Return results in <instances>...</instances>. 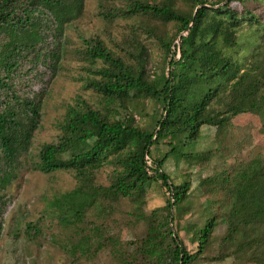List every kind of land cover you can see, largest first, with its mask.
<instances>
[{
	"label": "trees",
	"instance_id": "obj_1",
	"mask_svg": "<svg viewBox=\"0 0 264 264\" xmlns=\"http://www.w3.org/2000/svg\"><path fill=\"white\" fill-rule=\"evenodd\" d=\"M230 1L245 2L228 0L214 6L209 0H184L190 11L178 7L176 0H123L124 6L109 9L99 3L101 17L134 22L118 41V51L98 36L80 35L82 46L75 52L94 65L90 67L94 75L85 79V86L98 92L123 119L110 118L77 99L68 106L57 139L40 147L38 160H32L34 168L44 173L66 171L75 180L71 189L49 202L59 223L77 226L86 218L112 212L123 200L142 215L145 184L156 180L170 196L160 207L165 215L159 226L164 229L154 237L145 236V252L154 256L157 264H190L198 252L213 243L214 215L205 218L202 225L187 227L191 241L197 242L196 253H189L168 225L174 208L179 210L186 200L190 182L174 184L163 164L171 154L185 156L177 152L176 144L193 145L203 125L215 127L219 135L240 113H253L264 121V44L255 42L261 38V22L246 5L239 14ZM81 10L82 0H0V211L6 189L17 176V165L27 162L40 118V99L15 89L19 68L28 55L40 53L47 20L52 19L60 32ZM243 19L250 28L248 47L238 34ZM169 22L174 24L178 45L161 29ZM142 36L156 40L168 59L167 72L159 73L155 80L145 71ZM112 41L117 47L118 42ZM219 43L235 50L224 54ZM239 48L241 55L237 57ZM244 53L248 56H242ZM41 57L56 64L60 51L55 48ZM141 96L162 109L152 130L137 125L123 106L124 100ZM162 141L169 149L161 157H152L151 147ZM197 155L191 153L190 157ZM104 167L110 168L107 184L97 181ZM198 187L223 191L227 197L224 233L218 239L217 254L211 258L239 253L250 260L264 258V155L255 154L231 172L221 170L204 177Z\"/></svg>",
	"mask_w": 264,
	"mask_h": 264
},
{
	"label": "rangeland",
	"instance_id": "obj_2",
	"mask_svg": "<svg viewBox=\"0 0 264 264\" xmlns=\"http://www.w3.org/2000/svg\"><path fill=\"white\" fill-rule=\"evenodd\" d=\"M101 1L106 9L124 6L123 0H82L81 12L60 32L52 19L47 20L40 53L38 56L28 55L19 68L15 89L22 95L40 99V118L31 140L27 162L17 165V176L11 179L4 196L5 202L0 211V264H157L156 258L145 252L143 240L145 236L154 237L164 229L159 226L165 215L160 207L165 205L170 192L159 181L150 180L145 184L140 213L143 216L133 211L128 200H123L112 212L86 218L75 226L59 223L49 204L56 194L74 186L72 174L66 171L44 173L32 164L33 159L38 160L42 144L57 139L66 110L77 99L110 118L118 116L123 119L112 106L105 104L98 92L85 86V79L94 75L93 69H90L94 65L75 52L76 48L82 46L80 35L98 36L110 49L118 51V41L134 22L132 19L116 17L108 20L101 17L98 14ZM148 1L157 3L163 0ZM209 1L217 6L228 0ZM176 4L190 11V6L184 0H176ZM229 5L238 9L239 14L243 13V5H246L258 16L261 38L255 42L264 44V0H245L243 4L230 1ZM246 24L247 21L243 19L238 31L245 41L244 47L250 45V28ZM161 29L163 34L174 38L173 44L178 45L172 22L165 26L162 24ZM112 40L118 42L117 47ZM141 42L146 74L149 79L155 80L159 73L167 72L168 59L156 40L142 36ZM220 46L224 54L235 50V47L219 43ZM55 48L60 51L59 61L54 60L56 64L41 57ZM235 52L240 57L241 48ZM243 55L248 56V53ZM123 106L129 110L137 125L149 130L154 129L162 113L161 107L148 97H131L124 100ZM176 145L177 152H184L185 156L171 154L164 162L163 169L174 184L188 180L190 188L179 210L174 208L173 218L168 225L182 240L185 249L189 253H196L197 242L191 241V232L187 227L202 225L210 215L217 219L213 243L198 252L190 264H264V258L250 260L240 253L219 260L211 258L217 254L218 239L224 233L222 217L226 211L227 197L223 191L214 189L210 192L205 187H198V182L204 177L213 176L221 170L231 172L255 154L264 155V121L253 113H240L232 118L231 124L221 134H216L215 127L203 125L193 145ZM168 149L166 143L158 142L151 147L152 157H161ZM191 153H197L198 157H190ZM109 171V167L101 169L97 181L107 184Z\"/></svg>",
	"mask_w": 264,
	"mask_h": 264
},
{
	"label": "built area",
	"instance_id": "obj_3",
	"mask_svg": "<svg viewBox=\"0 0 264 264\" xmlns=\"http://www.w3.org/2000/svg\"><path fill=\"white\" fill-rule=\"evenodd\" d=\"M145 158H146L147 162H149V161H150V159H149L148 157H145Z\"/></svg>",
	"mask_w": 264,
	"mask_h": 264
}]
</instances>
